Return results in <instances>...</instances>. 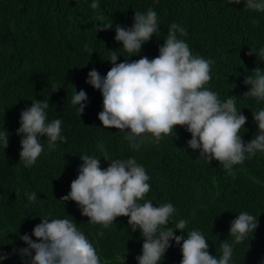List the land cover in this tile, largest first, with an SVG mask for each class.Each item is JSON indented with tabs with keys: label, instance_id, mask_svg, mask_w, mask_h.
I'll use <instances>...</instances> for the list:
<instances>
[{
	"label": "trees",
	"instance_id": "trees-1",
	"mask_svg": "<svg viewBox=\"0 0 264 264\" xmlns=\"http://www.w3.org/2000/svg\"><path fill=\"white\" fill-rule=\"evenodd\" d=\"M0 0V128L7 131V147L0 144V252L11 254L0 264H25L18 251L25 247L20 237L31 234L41 218H73L78 228L96 247L101 264H136L143 240L139 230L132 232L127 217H117L103 227L88 223L75 202L60 201L70 191L82 163L79 157L91 155L103 160L100 144L112 158L134 157L150 176L145 199L154 205L172 203L179 219L188 221L185 233L201 231L208 240L210 255L219 257V243L228 237L231 221L241 211L257 216L253 234L236 244L232 264H264V153L227 172L218 161L199 159V150L187 148L191 138L184 127L163 136L159 143L145 141L139 151L130 148L124 133L104 128L98 120L102 97L86 84L93 68L102 76L111 68L110 53L122 45L115 41V27H131L135 11L157 12L158 32L142 46L136 56L121 51L117 63L125 58L149 59L167 38L175 22L187 29L183 37L194 54L213 60L212 79L206 87L225 100L236 96L237 110L247 117L242 139L250 141L257 131L252 112L264 102L242 97L248 90L243 83L259 64L250 49L264 47V12L248 9L244 0ZM112 23L111 29L106 28ZM59 88V89H57ZM57 89L55 92H53ZM85 90L87 106L82 114L71 104L75 91ZM33 99H48V119L63 120L66 142L44 151L31 167L19 161L21 151L19 114ZM36 192L29 202L25 193ZM170 226V225H167ZM102 233V235H98ZM181 235L179 231L175 233ZM186 238V234H185ZM35 239V237H33ZM122 260H121V259ZM179 246L170 247L162 264H180ZM123 261V262H122Z\"/></svg>",
	"mask_w": 264,
	"mask_h": 264
},
{
	"label": "clouds",
	"instance_id": "clouds-1",
	"mask_svg": "<svg viewBox=\"0 0 264 264\" xmlns=\"http://www.w3.org/2000/svg\"><path fill=\"white\" fill-rule=\"evenodd\" d=\"M229 3L239 4L241 0H229ZM244 4L250 10L264 12V0H244ZM99 6V0H92L91 8ZM111 28L112 23L101 29ZM158 29L159 19L154 9L135 11L131 27L117 25L114 29V39L122 47L108 51L110 70L103 76L94 68L87 73L85 83L98 90L102 97V111L97 118L103 127L123 132L134 151H139L145 141L159 143L163 136L175 134V126L184 127L191 135L187 148L199 150V159L207 164L218 161L229 173L257 152L264 153V107L252 112L257 131L245 142L241 130L246 131L243 126L247 117L237 110L236 96L228 95L221 100L219 93L206 87L212 79L213 60L193 53L183 38L188 34L186 28L173 22L155 58L143 56L129 61ZM121 51L129 56L117 63ZM249 54H255L259 64H264V47L250 49ZM243 83L248 90L242 97L255 99L258 104L264 102V68H255ZM87 102L83 89L71 97L79 116ZM49 109L48 99H33L31 106L19 114L16 133L21 138L19 161L26 167L35 164L44 151L41 138L47 139L48 151L54 150L58 141L67 140L62 134L63 120H49ZM8 135L0 128V144L4 149ZM100 151L103 160L110 162L108 166L101 168V158L95 156L79 157L82 163L77 177L60 201L75 202L88 223L105 228L114 224L117 217H127L131 231L139 230L143 240L141 253L135 257L136 264H162L166 251L174 245L180 248V264H232L235 245L258 227L257 216L241 211L229 226L231 242L225 239L219 243V257L210 255L208 240L201 231L192 229L185 233L187 220L179 219L172 227L176 214L172 203L154 205L145 199L151 178L144 166L134 157L112 158L102 143ZM25 196L29 202L38 199L36 192H26ZM68 217L45 216L31 234L20 237L25 247L15 251L25 259V264H101L96 247L73 218ZM177 231L181 235H176ZM10 255L0 252V262Z\"/></svg>",
	"mask_w": 264,
	"mask_h": 264
}]
</instances>
